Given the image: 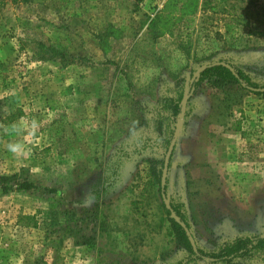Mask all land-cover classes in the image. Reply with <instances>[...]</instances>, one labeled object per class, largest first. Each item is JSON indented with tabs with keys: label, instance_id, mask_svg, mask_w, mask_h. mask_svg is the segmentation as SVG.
<instances>
[{
	"label": "rangeland",
	"instance_id": "1",
	"mask_svg": "<svg viewBox=\"0 0 264 264\" xmlns=\"http://www.w3.org/2000/svg\"><path fill=\"white\" fill-rule=\"evenodd\" d=\"M173 1L0 0V264L186 257L169 235L173 215L154 174L169 149L157 108L220 59L264 86V35L245 31L234 46L217 36L247 11L264 33V0H199L191 28ZM228 91L232 100L241 95ZM226 97L209 85L191 94L164 192L185 204L191 233L206 249L264 235V98L241 99L248 112L239 138L225 123L240 115H227ZM211 128L222 134L214 148L244 149L232 157L243 155L226 185L216 170L193 179L194 165L183 160L186 137ZM194 156L199 164L210 159ZM236 264H264V252Z\"/></svg>",
	"mask_w": 264,
	"mask_h": 264
},
{
	"label": "trees",
	"instance_id": "2",
	"mask_svg": "<svg viewBox=\"0 0 264 264\" xmlns=\"http://www.w3.org/2000/svg\"><path fill=\"white\" fill-rule=\"evenodd\" d=\"M179 1H181L182 4L178 9V13L185 20V27L191 28L199 8V0ZM173 2H175V0ZM168 5H171V0H169ZM250 15L251 14L248 11L239 15H233V20L225 23L224 32H217L218 38L223 39L225 43L234 46L240 42L245 31H247L248 37L254 35L263 36V31L254 27V25L250 22ZM223 63L232 65L235 71H231ZM205 85H209L219 93H226L227 105L224 106L225 110L239 107L241 99L250 93L264 98V92L255 90L264 88V86L258 83L253 76L243 68L231 64V61L227 59H220L219 61L211 62L198 74V76L194 77L189 82L186 91L180 88L176 94L166 96L160 102L156 113L161 116L159 120L160 134L162 135L167 133L166 136L164 135L167 147H169L172 142L177 125H184L191 114L189 102L192 92H197ZM232 89H235L236 92L241 94L239 98L235 100L228 98V90ZM186 99L188 100L185 101ZM163 168L164 162L161 163V168L159 170H154V174L157 175L160 185L159 191L162 194L161 180ZM28 187L29 185H26L25 188ZM166 191L167 185L164 192ZM169 201L172 210L167 208L168 214L170 216L175 214L182 222L186 223L187 227L191 231V225L187 219L185 204L172 200ZM132 204L134 207H137L138 203L134 202ZM163 205L166 207L165 202H163ZM170 221L169 235L172 236L173 243L178 249H183L186 252L184 260L179 261L177 264H196L199 261H208L211 264H236L237 260L246 259L258 252H264V235L261 234L236 236L233 239L224 241L211 249L200 247L195 240V249L190 241L189 235L186 233L179 221H177L174 217H172ZM192 235L195 239V235L193 233Z\"/></svg>",
	"mask_w": 264,
	"mask_h": 264
},
{
	"label": "crops",
	"instance_id": "3",
	"mask_svg": "<svg viewBox=\"0 0 264 264\" xmlns=\"http://www.w3.org/2000/svg\"><path fill=\"white\" fill-rule=\"evenodd\" d=\"M245 97H246V95L244 96V98ZM213 108H214V106L211 105V109H213ZM248 109H249V113H252L251 116L253 118H255V116H256L255 114H257L255 112V108L252 107V105H250V107ZM234 110L240 112L239 113L240 115L232 121V124L230 123L229 120L226 121L225 123L230 127L232 126L234 129L233 131H235V133H237L239 135L241 134L239 137V138H241L244 135L243 131L245 130V126H246V119L244 116H245V114H247L248 110L243 109V104H240L239 107H234V108L230 109L229 113L227 115L231 116V113ZM243 110H245V111H243ZM213 115L214 114L209 115V117L207 118L208 123H211V124L213 123L212 119H210V117L212 118ZM189 117H188V119H189ZM254 123H256V122H253V124ZM223 132L224 131H222L221 133H223ZM219 135H220L219 133H217L214 129L211 128V129H208L206 131L205 135L198 133V132H193V133H190L186 137V139H185L186 142H184V145L186 147L185 146L183 147V160L186 164H188L190 162L191 165H194V167L191 170V175H192L193 179H204V178L209 179L212 176V174L214 173V170H216L218 172V174H220V180L222 182H224V184L226 182L229 183V181L232 180V178H233L232 172H234L238 168L239 164L237 163V161H239L240 157H243V155H240L239 158L236 157V160L233 159L232 157H235L236 155H239L240 153L242 154L244 152V149L242 147L240 148L239 145L234 146L233 148H232V146H230L227 150H225L224 148H221V149L214 148V143L212 140H214L216 137H219ZM221 135H220V137H222ZM206 141L208 143L206 145V149L201 151L200 145H203ZM177 149H178V147H176V150ZM196 151H200V153L203 156L208 157L210 159H207L206 162L203 161L204 162L203 164H199L198 160H196L195 156H194ZM219 154L221 156L220 160H219V158L214 159V157L216 155H219Z\"/></svg>",
	"mask_w": 264,
	"mask_h": 264
},
{
	"label": "water",
	"instance_id": "4",
	"mask_svg": "<svg viewBox=\"0 0 264 264\" xmlns=\"http://www.w3.org/2000/svg\"><path fill=\"white\" fill-rule=\"evenodd\" d=\"M223 64H224L226 67H228L231 71H233V72L235 71V70H234V67H233L232 65L227 64V63H223ZM207 65H208V64H207ZM207 65L201 67V68L199 69L198 74H199L201 71H203V70L206 68ZM197 76H198V75H197ZM255 90H259V91L264 92V88H261V89H255ZM192 93H193V92H192ZM187 100H188V99H186L185 101H187ZM180 127H181L180 125H177V127H176V131H175V134H174V138H173V140H172V142H171V144H170V146H169L168 152H167V154H166L165 162H164V168H163V174H162V181H161V188H162V191H163L162 196H163V199H164V202H165L166 206H167L168 209H170V210H172V207H171V205H170V203H169V201H168V199H167V197H166V194L164 193V190H165L166 183H167V176H168L169 164H170L171 156H172V153H173V151H174V149H175V146H176V143H177V139H178V137H179ZM173 217H174L177 221H179V223L181 224V226L185 229L186 233H187V234L189 235V237H190V241H191L192 245H193L194 248L196 249V241H195V239H194V237H193V235H192L190 229L187 227L186 223L182 222L178 217H176L175 214H173Z\"/></svg>",
	"mask_w": 264,
	"mask_h": 264
}]
</instances>
